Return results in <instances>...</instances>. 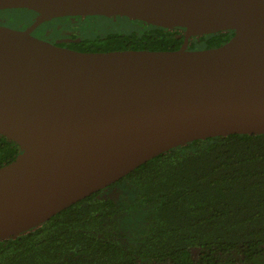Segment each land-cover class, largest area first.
<instances>
[{
    "label": "water",
    "instance_id": "95a60500",
    "mask_svg": "<svg viewBox=\"0 0 264 264\" xmlns=\"http://www.w3.org/2000/svg\"><path fill=\"white\" fill-rule=\"evenodd\" d=\"M43 20L124 16L184 30L175 50L85 52L0 25V135L21 149L0 167V240L172 148L264 134V0H0ZM233 31L218 47L191 36Z\"/></svg>",
    "mask_w": 264,
    "mask_h": 264
},
{
    "label": "trees",
    "instance_id": "16d2710c",
    "mask_svg": "<svg viewBox=\"0 0 264 264\" xmlns=\"http://www.w3.org/2000/svg\"><path fill=\"white\" fill-rule=\"evenodd\" d=\"M136 22L67 45L107 52L183 43V29ZM232 34L197 35L188 48L218 47ZM20 151L0 135V167ZM0 264H264V134L198 139L161 153L33 230L0 240Z\"/></svg>",
    "mask_w": 264,
    "mask_h": 264
},
{
    "label": "flooded vegetation",
    "instance_id": "af4514ba",
    "mask_svg": "<svg viewBox=\"0 0 264 264\" xmlns=\"http://www.w3.org/2000/svg\"><path fill=\"white\" fill-rule=\"evenodd\" d=\"M15 9L27 11L29 13L28 19H31V20L29 22H24L27 20L26 19V20H23L16 25H12L9 23H0V25L8 26V27H11V28L16 29V30H28L29 33L33 36L42 38L44 40H47L49 42H52V43H55L57 45L67 47V48H70V47H68L67 44H69L73 40L74 41H81L84 39L90 40V37H92V38L97 37L95 35L90 36V37L81 36L82 33H81V28L79 26L81 25L83 27V23H88L87 21L91 20L92 18L88 19L87 21L86 20L85 21L79 20L76 23H68L67 18H69L70 16H73V15L59 16V17H52V18L43 20L38 24H35L36 20L38 19V14L35 11H33L31 9H26V8H15ZM3 10H10V9H3ZM75 16L80 17L81 19H83L87 16L98 17V15H86V16L75 15ZM105 17H108V16H105ZM112 17H115V16H112ZM112 17H109V18H112ZM121 17H124V16H121ZM137 21H140V20H137ZM46 24L47 25L50 24V26H47V28L42 29V26H44ZM57 25L62 26V28H63L62 32L56 33L53 31H49L50 28H54ZM64 28L65 29L70 28V29L65 33ZM179 29H181V28H179ZM109 32H111V31H109ZM93 33H96V31ZM105 33H107V32L100 34V36L104 35ZM232 36H233V34L231 35V37ZM187 48H188V46H187Z\"/></svg>",
    "mask_w": 264,
    "mask_h": 264
},
{
    "label": "rangeland",
    "instance_id": "374dc122",
    "mask_svg": "<svg viewBox=\"0 0 264 264\" xmlns=\"http://www.w3.org/2000/svg\"><path fill=\"white\" fill-rule=\"evenodd\" d=\"M29 13L24 10H18V9H10V10H0V23H9L12 25H16L20 23L23 20H26L24 22H29L31 19H28ZM92 18L91 20H88ZM79 20L87 21L88 23H83V27L80 25L79 27L81 28V33L83 37H90V36H100V34L104 32H109V31H125L131 26H141L139 25L136 20H128L127 17H119L115 16L112 18L109 17H85L81 19L80 17L77 16H70L67 18L68 23H76ZM143 25V24H142ZM49 25H44L42 26V29L47 28ZM70 28L65 29L64 32L66 33ZM49 31H53L56 33H60L63 31L62 26H55L54 28H50ZM96 33H93L95 32ZM191 36L188 40V42L192 39ZM90 39H93L90 37ZM189 44V43H188ZM202 48V47H201ZM200 48V49H201Z\"/></svg>",
    "mask_w": 264,
    "mask_h": 264
}]
</instances>
